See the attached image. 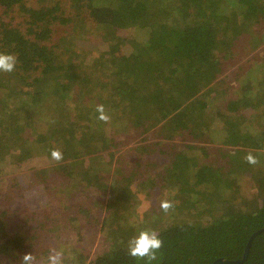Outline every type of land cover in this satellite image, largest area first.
Wrapping results in <instances>:
<instances>
[{"label": "trees", "instance_id": "obj_1", "mask_svg": "<svg viewBox=\"0 0 264 264\" xmlns=\"http://www.w3.org/2000/svg\"><path fill=\"white\" fill-rule=\"evenodd\" d=\"M249 112L264 120V0H0V174L55 157L28 186L0 179V264H216L254 234L240 264H264ZM34 188L40 212L19 206ZM136 194L152 199L142 217Z\"/></svg>", "mask_w": 264, "mask_h": 264}, {"label": "rangeland", "instance_id": "obj_2", "mask_svg": "<svg viewBox=\"0 0 264 264\" xmlns=\"http://www.w3.org/2000/svg\"><path fill=\"white\" fill-rule=\"evenodd\" d=\"M27 2H29V0H27ZM65 4L67 5V2ZM62 27L63 26L56 27V31L57 32H62V30H63ZM88 32H89V30H86V31L83 30L81 32V34H80V37L84 38L79 43L81 45V47L85 48V51H88V52H90L92 54H99V52L105 51V48H106L105 44L104 43L102 44L101 43V39L97 38L95 36L96 34L99 35V33L96 32V31H93L94 35L88 36ZM128 36H129L128 33L124 34V38L128 39L129 38ZM99 37H100V35H99ZM124 49H125V52L127 54H130L132 52V46L130 48L124 47ZM218 109H220V107ZM221 111H223V110H220V112ZM250 115H252L251 112H249L247 114V116L246 115H244V116L245 117H250L251 121L249 122V124H250L251 129L253 130V132L257 133V131H259V130L263 131L264 130V120L263 119H258V120L257 119H253V116H250ZM38 127L41 128V129L38 130V133H40L42 131V129L45 130L44 129L45 126L41 122H39L37 124V129H38ZM188 137H190V136H188ZM214 140H216V137H215ZM30 141L32 143V145L30 143L32 151H34V152L41 151V146L37 145V143H35V138L34 137L31 138ZM200 144H201V142H200ZM263 154H264V152H263ZM54 159H55V157L48 158L46 156V154H44V155H41V156L34 157L29 162H27V161L24 162L21 167L12 166V165H7L6 167H3V172L0 174V179H4V178L6 179V186L3 189H6L7 187H9V185H10L9 183H11V185H12V183H14V182H12L13 180H11V179H16V180L18 179L20 183L28 186L30 181H31L32 170H38V169H42V168L50 169L49 167H51V165H53V163H55ZM111 169L112 168H110V170H107V171L109 172V171H111ZM0 170H1V167H0ZM3 189L0 190V192H2ZM34 191L31 189V191L29 193H25L23 199L28 198V200H27V202H25V201L20 202L19 206H22V207L25 206V208L29 209L30 211L40 212L45 207V205L43 204V202L45 201V198L42 196V189L41 188H34ZM0 196L3 197L4 195H2L0 193ZM82 196L83 195H81L79 199H81ZM136 196H137V198L139 199V202H140V205H139V207L137 209L138 217H142V215L148 209L150 210L152 199L150 197L149 198L150 200H148V197H146L144 195H140V194H136ZM60 200H61L60 197L57 198V197L54 196V198L51 199L53 207H55L57 209V205L60 206ZM84 203H86V202H84ZM94 211H96V210H94ZM138 217H136V218H138ZM135 219H133V220H135ZM133 222H135V221H133ZM97 230H98V228H97ZM89 231H93V232L91 234H88V237L86 238L85 243H87L88 250L91 249V252L88 255H90V257L92 258L94 256V254H95L96 247H98V245L100 244V242H99L100 240H99L98 236L97 237L93 236V235H95L94 232L96 230H89ZM81 234L83 235V232H81ZM91 237H92V240H91ZM60 243H61V241L60 242L54 241L53 243H49L46 246H50L51 244H53L54 246H58ZM75 244L77 245V250H80V245L82 243L75 242ZM66 247H68L67 249H70L69 245H67ZM57 248H58L57 252H61V248H59V247H57ZM87 253H88V251H87ZM22 254L24 256H21V257L17 256L16 257V261H15L16 264H26V263H28V264H37V262H40L39 259L36 258L35 254H33L30 251L22 253ZM69 260H71V259H69ZM88 261H90V260H88ZM51 263L45 262V263H41V264H51ZM52 264H56V263H52Z\"/></svg>", "mask_w": 264, "mask_h": 264}, {"label": "water", "instance_id": "obj_3", "mask_svg": "<svg viewBox=\"0 0 264 264\" xmlns=\"http://www.w3.org/2000/svg\"><path fill=\"white\" fill-rule=\"evenodd\" d=\"M255 235L256 234H254L253 237ZM253 237L249 241V244H248V246L246 248V253L244 254V257H243L242 260H236V261L219 260V261L216 262V264H240V263H242L247 258L248 250L250 248L251 240L253 239Z\"/></svg>", "mask_w": 264, "mask_h": 264}]
</instances>
